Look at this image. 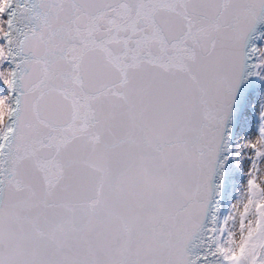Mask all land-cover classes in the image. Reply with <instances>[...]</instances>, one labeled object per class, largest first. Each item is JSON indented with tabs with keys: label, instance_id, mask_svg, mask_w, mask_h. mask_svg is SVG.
<instances>
[{
	"label": "snow or ice",
	"instance_id": "1",
	"mask_svg": "<svg viewBox=\"0 0 264 264\" xmlns=\"http://www.w3.org/2000/svg\"><path fill=\"white\" fill-rule=\"evenodd\" d=\"M0 264H264V0H0Z\"/></svg>",
	"mask_w": 264,
	"mask_h": 264
}]
</instances>
